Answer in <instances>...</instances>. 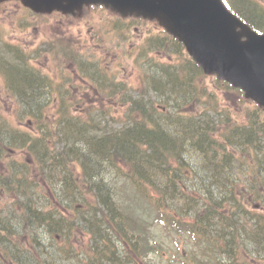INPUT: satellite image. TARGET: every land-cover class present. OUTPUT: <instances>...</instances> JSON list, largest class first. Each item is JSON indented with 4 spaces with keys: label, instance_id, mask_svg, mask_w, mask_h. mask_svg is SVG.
<instances>
[{
    "label": "rangeland",
    "instance_id": "obj_1",
    "mask_svg": "<svg viewBox=\"0 0 264 264\" xmlns=\"http://www.w3.org/2000/svg\"><path fill=\"white\" fill-rule=\"evenodd\" d=\"M261 1V0H260ZM17 7V5L15 3L12 4H6L4 5V9L2 10L1 14L4 19L6 17H12V18H7L4 20V25H2L0 27V36L4 37L5 39H9L10 41H12L13 43L16 44V47L19 49V45H25L24 48H20V49H24V50H29L30 47L29 45H36V44H41V38L40 35H43V33H41L40 35L36 32H25L22 28L19 27V12H15V10L13 9ZM14 13V14H13ZM13 15V16H12ZM15 15V16H14ZM109 17L111 19H106V21H104V25H99L98 30L100 32V35L102 36V38L104 39L105 37L108 38L109 40L111 39L113 43H119L120 47L122 48L119 52V55L117 56V58L115 59L114 56L111 57L109 55L108 52H103L100 49H93V51L89 50L83 53H97L98 54H103L104 57L108 55L107 57V61H106V65L108 68H111L112 72H118L117 76H118V83H121L119 87L123 88V89H127L129 92V95H132L133 97L136 98V101H140L141 99L146 100V98H152V99H156L157 100V104L158 105H166V101H163L162 98L155 93V91H152L150 94H146V82L147 79L145 78V80H142L146 75H149L148 69L146 67H148L150 65V59L153 57L154 59L158 60V61H171L172 60V56L176 57L178 56L177 54H175L174 50L170 51L168 48L165 50H158L159 47L161 45L159 44H155V42L157 41V39H159V30L157 28L156 25L154 24H148V23H132L131 28H129V30H125V31H119V27L120 24L117 23V19H112V16L109 14ZM8 24L12 25L9 26ZM137 24V25H136ZM70 29H72V31L77 34L76 38L73 41H78L80 40L79 37V31L77 27H70ZM27 36H30V39H27ZM43 38L46 39L43 35ZM28 41H27V40ZM32 42V44H31ZM107 42V41H106ZM79 46V45H78ZM78 46L76 44L75 48L78 49ZM85 48H87L88 50V44L85 45ZM80 52L83 51V48L78 49ZM29 52V51H27ZM17 53V49L14 50H9L6 54H5V59L4 62L6 63V65L8 67H12L13 64H15V60H13V58L11 57L12 54H16ZM113 60H116L113 63ZM43 64L48 63V60L45 59L43 60ZM143 62L145 63V67L144 66H140V68H138V63ZM120 64V65H119ZM186 63L184 62V65ZM69 66V64H68ZM178 66V65H175ZM4 67V66H3ZM2 68V67H1ZM73 69V68H72ZM71 69V70H72ZM182 78H190L192 77L191 73L188 70H184L181 67H178ZM70 70V71H71ZM57 72L61 73V74H67L69 75V71L68 69L66 70H62V69H57ZM1 76V74H0ZM150 76V75H149ZM59 80V79H57ZM117 81V80H116ZM141 82V83H140ZM168 79L163 78V82L162 83H167ZM208 84L207 88H209V84L211 87H216V84L214 83V78H209L208 82H206ZM74 89H71V92H69L70 94L73 95H79L81 97H84L86 95L87 99L92 102H94L95 104H99V98H100V93H98V90L96 89L95 91H89V90H84L82 88H78L73 86ZM3 88L2 83H1V79H0V89ZM76 92H75V91ZM208 92V91H207ZM219 94L218 96V100L219 102L215 99L214 100H202V104H200V109L203 112H209V114L215 113V112H221V110L219 108H217L218 106L224 105V101L225 99H227V101L229 102V98L232 97V95H234V93H230V94H224L222 91L221 92H217ZM222 93L224 94L225 99L222 96ZM162 94V93H160ZM177 94L178 96L181 98V100L183 101L182 98V94H181V90H177ZM89 95V97H88ZM165 95L170 96L171 94L166 93ZM191 95L193 96V93H191ZM201 96L198 98L200 99ZM216 102V103H215ZM14 106V103L12 104L11 102H5L2 100L1 98V104H0V116L2 118H0V121H2V119L4 120L3 123L0 122V129L2 132V135L4 136L5 139H8L9 137L6 134H10V132H15V134L17 135V133H20L21 135L23 134V132H28V134L31 132L32 130V126L31 127H23L18 124L19 119H17L15 117V108H12ZM158 109V107H156ZM191 110L195 109V105H192L190 107ZM159 110V109H158ZM72 112L74 111V108L71 110ZM92 111V110H90ZM53 112V109L51 108L49 113ZM83 116L82 120L80 122H82L83 124L88 123L90 121V118L92 117V115L90 116L88 113V110L85 114H81ZM96 116V115H95ZM6 118V119H5ZM109 118V116H108ZM51 122H45V124H47L48 126L50 125ZM2 136V137H3ZM18 136V135H17ZM21 137V136H20ZM23 137V136H22ZM21 137V138H22ZM32 141L36 142L37 141V137L38 135H35L32 133H30V135L28 136ZM68 144H72L74 145L73 142H70ZM66 144L64 143L63 145H61L60 149H63V147ZM75 146V145H74ZM83 146L81 145V143H79L77 146L69 149L68 151H70V155H74V151L75 148H82ZM25 151V153L27 152V150L24 148L23 149ZM19 151H17V154H19ZM16 151H14L15 153ZM26 157H27V161H30V158L33 157L34 158V154L33 153H26ZM65 157L63 158L64 161ZM192 162V161H191ZM194 162V161H193ZM33 165L30 164L28 169H32ZM241 174V173H240ZM42 175V174H41ZM27 176H28V171H27ZM40 177V176H39ZM40 178H43L40 177ZM44 180V178H43ZM243 181V178L241 179V182L238 183V187L241 186ZM247 181V179H246ZM44 183V181H43ZM48 183V181L46 182ZM39 184V182H38ZM41 184V183H40ZM100 186L102 188H108V185L106 184H100ZM54 190V188L52 189ZM52 190H50L48 188V191L46 190V187L42 184L37 186V188H35L33 191H31V194H34V200L37 201H46L49 202L50 198L52 197ZM203 191V190H202ZM133 189H128L125 190L124 193H122L123 196L125 197H129L132 195ZM204 192V191H203ZM30 194V195H31ZM197 196V195H195ZM204 194L202 196V199L204 198ZM80 204L83 205V203L79 202ZM76 202V204H79ZM198 204H201L203 206V204L201 202H199ZM176 215H178V213L175 212ZM179 216V215H178ZM188 220L189 222H193L194 221V217H190L188 216ZM160 227V226H159ZM91 229V228H90ZM93 230V229H91ZM95 233L96 231L93 230ZM159 231V233H157ZM156 237H162L164 238L163 232H162V227L156 229ZM165 243L167 244L166 240ZM94 246L92 245L90 246V249H88V253L89 255H93L94 254ZM102 248V247H101ZM106 252V262L109 261V258L111 256V252L109 251L108 248L105 249ZM82 258H85L83 256V254L81 253V249H80V244L76 247H74L73 249L68 250V254L64 256L65 262L64 264H83L82 263Z\"/></svg>",
    "mask_w": 264,
    "mask_h": 264
},
{
    "label": "trees",
    "instance_id": "obj_2",
    "mask_svg": "<svg viewBox=\"0 0 264 264\" xmlns=\"http://www.w3.org/2000/svg\"><path fill=\"white\" fill-rule=\"evenodd\" d=\"M168 70L169 69L167 68L164 69V71ZM170 75L173 74L165 75V77H169ZM179 76L180 75H173L174 78L172 79L176 80L175 88L172 92L173 94H177L176 88L181 89V93L187 91H184L185 89L182 87V82H185V80L181 79ZM187 85L191 84L187 83ZM189 94L190 92L185 94L186 100ZM190 100H198V98L194 97ZM36 114L39 116L41 114V109H39ZM98 128V124L93 127L95 131H98L97 136L89 135V138H87L89 142L87 143V153L84 155V173L86 171L97 183L99 182L100 184L108 185L106 180L101 178L100 172L105 173L110 178L111 174L118 176L119 174H124V171H131V166L133 165L136 177L131 178L124 176L121 181H115L116 185L113 186V189L102 188L99 196L101 197L100 200L103 202L104 207L110 211V221L113 222L112 226L116 229V231L118 230L117 228L123 229V226H126V228L130 230H135V228L147 230V222L149 223V207L146 204V200H149V191H147V189L148 187L157 188L156 185L159 187L163 186L164 188V185L160 181L162 177H165V165L169 160L168 154L173 152H176L177 155L179 154V151H177L176 140L168 136L166 132H163L159 125L158 128H156L155 123L154 126H147L143 123L138 124V127L135 130L131 129L130 131H123L117 134L114 131H108L104 134H100ZM138 131H145L149 135L147 137H141L138 135ZM159 134L171 138L176 145V148L172 147L173 143L171 142L166 144L160 142L157 139V135ZM206 141L207 138L202 135L201 142L203 145ZM201 155L203 157L202 164L212 163L208 155ZM122 163H124V166ZM110 164L114 166V171L108 168ZM220 168L222 169L223 166ZM117 184L121 188H126L124 190L133 189V185L138 187V189H140L137 191L139 195L135 198L139 199V205L141 207L138 208L130 201L122 199V195L120 196V193H116L114 191ZM230 199L234 201V203H232L234 210L238 211L242 209L236 197H232ZM121 201H124L128 207L123 208ZM230 213L234 216V213ZM138 214H140L139 217H137ZM234 217H231L229 232L226 235L224 234L226 239L224 242L227 250L222 248L221 252H226L228 256V263L222 258L221 253L215 254V244L211 243L210 248L213 254L209 252V257L213 259L214 264H231V262H238L239 256L244 255V252H242V243L244 241H246L249 245L259 247L260 249L264 248V237L260 236V231L240 232L237 224L239 222V218ZM134 218L136 219V222ZM215 219L216 214L214 215L213 220ZM64 220L66 225H72L74 222L73 220L70 221L66 218H64ZM227 224L228 223H226V225ZM222 225L224 226V224ZM202 229L203 228H201V230ZM125 232L128 233L129 231Z\"/></svg>",
    "mask_w": 264,
    "mask_h": 264
},
{
    "label": "water",
    "instance_id": "obj_3",
    "mask_svg": "<svg viewBox=\"0 0 264 264\" xmlns=\"http://www.w3.org/2000/svg\"><path fill=\"white\" fill-rule=\"evenodd\" d=\"M24 1L30 4L33 3V0H24ZM106 1H111V4L113 6H116L117 8L122 10L121 12H125V13H127L128 11L132 13L137 12L141 15H145L148 17L149 16L160 17V21L166 24L167 27L170 29V31H173L178 35H180L181 38L185 40L187 43L189 42L185 35L186 32H183L184 29L190 30L192 26L197 25L196 23L198 21L197 20L198 18H202V16L204 17L206 15H209L211 14V12H215V8L220 7L219 0H197L198 2H196V4L190 3L191 0H175L174 1V5L176 4L175 14L173 12L175 19H171L168 16L169 15L168 11L161 12L162 11L161 8L158 9V7H160V5L162 4L159 0H106ZM148 3L154 4L157 8L155 9V7L152 8L151 6H147ZM189 3L191 4V7ZM57 6L60 7L62 6V4L58 1L50 4V7H57ZM198 6H201L202 8L206 7L207 10L211 12H208L206 14L195 13L194 15H190L193 13L195 9H198ZM226 16H228V19H231L233 21L234 25H240V23L236 19H234L227 13ZM179 20H181L182 22ZM218 29L220 28L219 27L215 28L216 31H218ZM244 33L252 39L256 37L253 35V33L251 34V32L248 29H244ZM213 40L214 39L212 36H208L207 38L206 37L203 38L201 41L202 43L205 41L206 47L209 50L214 43ZM191 50L194 54L197 55L198 59H200L197 52L195 51L194 48H192V46H191Z\"/></svg>",
    "mask_w": 264,
    "mask_h": 264
},
{
    "label": "bare ground",
    "instance_id": "obj_4",
    "mask_svg": "<svg viewBox=\"0 0 264 264\" xmlns=\"http://www.w3.org/2000/svg\"><path fill=\"white\" fill-rule=\"evenodd\" d=\"M175 84H176V80H168L167 83L163 84V86L156 89V91L158 92L157 94L160 95V93H162L161 95H164L165 93H169V92L172 93L174 91L173 89L175 88ZM40 118H41V114H40ZM75 129H77V130L74 133V136L72 138L74 143H76L80 140L89 138L88 137L89 135H92V136L98 135V131H95L93 129V127L90 126V124H88V123L80 124V125L76 126ZM138 135H140L141 137H143V136L147 137L149 134L146 133L145 131H143V132L138 131ZM157 139L164 144L173 142V140L171 138H169L168 136H164L162 134L157 135ZM88 142H89V140L86 141V144ZM259 149L262 150L261 146L259 147ZM84 151H85L84 155H86L87 150H84ZM108 168L111 169L112 171H114V169H115L114 166L111 164L109 165ZM100 173H101V178L103 180H106V182L108 181V179H110L105 173H103V172H100ZM27 195H29V194H27ZM215 211L219 212L218 210H215ZM230 216L232 218L234 217L231 214L222 213L220 218L213 220L211 218V216L209 214H207L206 220L204 221V224H203L204 226L202 229L203 235H205L208 238L216 237V225L221 224V223H224V224L231 223V217ZM259 234H260V236L264 237V227H262Z\"/></svg>",
    "mask_w": 264,
    "mask_h": 264
}]
</instances>
